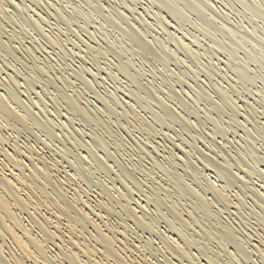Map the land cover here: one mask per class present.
<instances>
[{
	"label": "rangeland",
	"instance_id": "obj_1",
	"mask_svg": "<svg viewBox=\"0 0 264 264\" xmlns=\"http://www.w3.org/2000/svg\"><path fill=\"white\" fill-rule=\"evenodd\" d=\"M2 1L0 0V4H1L0 8L1 7L2 9L4 8L3 10H5V12L11 17L13 23L10 24L0 20V34H1L0 43H5L4 45L6 46L8 45V48L10 49V50L7 49V47L5 49H2V51L0 49V52L2 53L1 55L2 57H0V60L2 59L0 61V67L2 65L1 62H4L7 66L6 67L4 65L5 67L4 66L1 67L5 71L0 68V77H2L0 78V93L4 95H8L9 93H5L4 88L8 85L10 79L12 78L15 79V81H17L18 84L20 83L21 86L20 91L24 92V90L26 89L29 90L30 94L28 96H25L24 94L18 95L19 99L21 98L20 101L22 102L25 101L23 103L25 106L26 105L29 106L31 105L32 102H38L41 99V102L45 104L44 106H45V110L47 111L46 113L49 115L52 114L50 115L51 120H54L55 122L59 121L58 124H62V125L66 124L67 126H71V127L74 126V128L79 130L78 132L80 135L79 137L80 139L83 138L82 141H84V143H86V141L89 143L90 137L98 139V141L100 142H102L105 139V141L102 142L104 144L103 145L104 149L109 151V153H111L112 155H114L113 159L114 161L116 160L115 161L116 163L119 162L118 163L119 165H123V166L126 165V167L131 169L130 166L132 164V161L133 163H135L134 162L135 159L136 160L141 159L144 165L145 164L148 165V166L145 165V167L146 168L148 167L150 171V169L153 170L151 168L152 166H150L152 165L153 159L157 158L156 160L160 161L162 164L164 163V165L166 166L168 176L170 177L162 175V173L158 172L157 170H153L151 173L152 175L154 174V176L152 177V175H150L151 178L146 175L145 178L144 176H140L138 174H136L135 175L136 178H134L135 180H137V183L140 185L142 191H145V193H147L146 195L148 200L151 199L149 201L151 208L156 207V203L153 201L154 200L153 198H156L154 196L155 192L152 191L153 189L151 188L153 187L151 186H154V182L157 181V179L158 182H160L161 180H163V182L166 181L165 183H167V185L169 183L170 184L173 183L171 185L176 189L172 188L170 184H169L170 186L169 185L168 186L174 189V191L185 192L186 188L184 187L187 184H189L190 186L192 185L191 187L199 190L196 187V183L192 182V179L190 180V177H188V175H185L180 169H178L175 166L172 167L166 162L167 161L166 157L168 156L169 151L174 153V155L176 156L178 155V157L184 159H187L186 156H188L186 155V152H192L191 153L192 156L190 155V157L192 158H190L189 160H191V162L194 163L197 162L194 165L192 163V166H194L192 168L197 173V175H199L198 177L201 179L204 178L205 180L209 179L208 181L215 187L222 185L223 181L226 182L227 179L230 180L229 183L233 181L231 184L232 186L230 185L231 187L229 188V190L235 198L240 199L242 202L243 209H241L242 210L241 212L243 214L242 213L239 214H242L244 215V217L247 218V222L249 225L241 226L242 230L245 229V231L241 230L238 232V235L235 240L236 244L233 243L234 244L233 245L232 243L226 242V250H228L229 252L230 251L233 252L234 249H238V251L241 250L239 252L240 254L242 253L241 256L244 259H246L245 264H264V257H262V255L256 251L253 245V243L257 244V242L260 241V239L264 240V188H263L264 178L260 174L261 171H264V82H263L264 79L262 80V78H264L262 77L264 76V72L263 74L260 75L261 79H259L260 78L259 77L256 78L254 82L252 81L253 82V83L251 82L252 84H250L249 81L248 83L247 80L245 81V79H243L244 77L242 76L241 72L239 70L236 71L237 69L235 68V66L237 64H236V60H234L235 57L233 58L229 53L225 51L218 52L219 50L218 51L217 49L215 50L216 47H214L211 41L213 40V34L210 33L206 34V32L204 33L203 30L193 28L192 22H189L192 21L191 19L190 20L179 19L182 22L179 21L177 17L174 18L171 14L165 12V10L161 7V4L156 2V0H38V1L37 0L35 1L34 0H10V1L2 0ZM204 1L206 2L207 6H211V7L213 6L215 8L214 9L215 12L213 11V13L217 15L216 18L220 17V14H222L221 17L218 18V20L216 21L217 23L219 21L220 22L219 24H221V22H224L225 24L233 25L231 24V22L228 21L229 19L231 21H236V22L239 21L238 15L234 13V11L236 10L233 9L234 10L233 11L231 8L226 7L220 0H209V1L207 0L208 2L206 0ZM208 3L211 4L209 5ZM57 8L58 10H56ZM53 10H55L56 12H62L64 17L66 15L65 18L68 17L70 18L71 22L70 20H68L69 19L68 18L67 19L68 22H66V25H64L65 24L64 21L61 20L62 22L61 23L60 20L56 19L57 17L54 16L56 12ZM216 10L218 11L219 14L216 13ZM37 12L40 15H42L41 18L43 17L46 19V21L45 19H43L45 21V23L43 21V25H42L43 31H42V27L41 29L35 27L36 26L34 23L35 19H37L38 16L40 17V15ZM215 14H212L211 12L210 15H215ZM26 17L28 20L26 19ZM226 17L229 19L227 20ZM67 23L70 26L67 28L70 30L66 28V26H68ZM70 23H72V25ZM131 27L132 28L134 27L133 28L134 32ZM37 32H39V34ZM134 33L137 34L135 35ZM260 36H264V35H262L261 30H258L255 37L258 38ZM51 37L53 39L50 40ZM57 37L61 39L58 40ZM55 38L57 39L56 43L58 45L61 44V46L55 44L54 42L56 40ZM183 39L184 40L187 39L188 41H190L193 48L195 50L196 49L198 50L199 54L201 55L200 56L201 60L200 59L197 60L192 56L190 57V55L186 53L184 49L180 50L181 47L180 48L177 47L179 46L178 43L180 44V41ZM5 40L7 42H5ZM60 41L62 43H60ZM31 48L33 50L37 49L38 51L37 57L39 58L38 59L39 61L36 63H33L31 61L27 62L26 58L24 57V51ZM5 50L7 51L9 50V52L7 53V51ZM239 52L241 54L238 55V57H236L237 59H241L242 56H244L243 51H239ZM46 59L49 60L46 61ZM7 60L9 61L7 62ZM45 61L50 62L51 64L50 66L52 68L49 72L50 75L38 71L39 67H41ZM240 62L243 61L240 60ZM35 65H37V67ZM8 66H10V68L14 70L11 69L8 70L9 68ZM252 67L254 68V66ZM36 68H38V70ZM93 71L94 73H92ZM210 71L211 73H209ZM11 75H13L14 77ZM50 77L52 78L50 79ZM59 77H64L66 79L68 78L67 81L69 80L68 82L70 86L68 85L67 86L68 88L67 87L63 88V86L59 84V82L56 80ZM240 77L243 80L240 79ZM46 78L48 79L46 80ZM70 82L72 83V85L70 84ZM3 84L5 85V87H3ZM219 91L222 93H220ZM60 93L62 94V96L60 95ZM64 95L80 96L82 97L83 100H87L86 102L91 103L90 105L100 112L103 121L109 127H111L112 130L115 133H117V135L119 134V136L124 139L125 144H127V148L129 147L130 148L127 151L118 153L117 150L115 149V144L113 143L112 138L107 139L108 138L106 137L107 135H104L99 129L93 127L94 126L93 124L91 123L89 124L88 122L84 121L79 115L75 114L76 117L75 115H72V117H70L72 113L70 112L71 113L70 114L68 112L69 110L66 100H64L65 99ZM116 95L117 97L114 98V96ZM119 100L121 101L123 100L122 101L123 104L126 105H123L122 102ZM117 101L122 105L120 106V104H118ZM114 102L115 104H118V106L115 105ZM130 107H132L131 110L133 109L132 111L134 112L130 110ZM247 109L248 110L252 109L254 113L252 114L247 113L246 111ZM32 110L34 113L38 112L37 109L35 108ZM190 111L192 112V114ZM181 112L182 115L184 114L183 115L185 116L184 118L179 117ZM67 115L71 118V121L67 119L68 118ZM196 116L198 117V119ZM135 118L138 119V121ZM143 119L145 121L147 120L146 122L150 124L151 128L153 129L152 131L154 130L156 131H154L153 133L151 132L152 133L151 134L147 130V128L143 125L142 123L144 122ZM141 120L143 121L141 122ZM182 120L185 121L186 123L189 121L194 125H190L189 122L186 124ZM174 122H178V123H174ZM18 130H20V128ZM18 130H15V133H17L16 131ZM98 130L100 131L99 133ZM20 132H18L17 134L19 135L16 134L17 135L16 136L14 130L2 131V133L5 135H13L19 138L18 139L19 142L21 141L26 144H28L29 142L28 145H30L31 143H32L31 145H33L34 143H36L37 145L36 144L34 145L37 148H39V152L42 153L43 156L49 154V152L52 153L57 151L59 152L57 153L58 155L57 157H59L62 155L61 153L63 151H66L64 145L61 144L58 140L51 139L50 141L47 142L43 136L44 133H42V135L38 133L39 134L38 135L36 134L37 130H34V132L32 131L34 133V136L32 135L31 132H28V130H26L25 132L23 127L21 128ZM57 132L59 133V131ZM101 136L102 138L103 137L104 138L102 139ZM105 142H107L106 143L107 145L105 144ZM165 143H167V145ZM179 143L180 145L183 146V149H180L178 147L180 151L176 148L178 146L177 144ZM57 147L59 149H57ZM60 149H62V151H60ZM245 149L249 150L247 151V153H249V155L251 156H249L247 153L244 154L245 153L244 151H246ZM84 151L87 150L84 149ZM165 151L167 152L165 153ZM232 154L233 155L235 154V159ZM238 155L241 156L242 158H239ZM37 156H35V158H37ZM211 157H213V159ZM208 158L211 159L209 160ZM66 159L69 160L71 158L69 157V159L68 158ZM66 159L63 160V165L64 167H70L69 165H71V163ZM108 161L109 164L111 163V165L116 164L115 162L112 163L113 161L111 162L109 158ZM236 161H238V164ZM38 163H40V161ZM239 163L242 165H240ZM246 163L247 166L245 165ZM214 164H216V167L214 166ZM249 167L255 173L251 171ZM117 168L118 167H115L114 170L115 173L110 172L109 174L107 173L101 174L102 175L101 178L103 179L105 178L104 179L105 183L106 184L109 183L108 185L112 187L114 186L115 190L118 191L120 189L119 192L121 191L123 193L124 192L126 193L127 189L129 188L126 189L122 181L119 180L118 175L116 173ZM53 170L57 171V169L52 168L50 172L52 173ZM176 173L178 174L183 173V174H181L182 176L178 178L174 176L176 175ZM56 174L58 176L62 175V173H57V172H55V174L53 175ZM232 176L234 177L232 178ZM62 177L63 175L61 176V178ZM175 182L178 184H176ZM244 182L245 183L248 182V183L245 184ZM133 183L130 184L129 186L130 187L133 186L134 185ZM214 183L216 185H214ZM90 185L92 191L90 195L91 198H93V196L95 195L97 196L98 192L101 193V189L95 186V184H90ZM251 187L252 188L254 187L255 189L254 188L252 189ZM71 188L73 187H70L68 189L70 190V192L73 193ZM121 192L119 194H122ZM182 194L177 196V198L174 197V199L181 200L182 204L186 203L187 205L186 204L184 205L188 209L196 212L201 219L206 217L202 221L203 222L205 221L204 224L207 225L212 230L214 229L215 232H219L218 231L219 229L221 231L225 230L224 223H222V221L218 217L214 216V214H211L209 216H204L201 213L199 215L200 212L195 205V200H193L191 196L187 195V193L185 194L182 193ZM206 194H207L206 195L207 198L213 199V196L210 192H206ZM107 197L108 196L106 195L99 196V198H103V200L105 201L107 200ZM160 198L162 200L163 199L165 200L164 197H160ZM145 199L146 198H144V200ZM224 207L225 206H223V208L221 207L222 212L224 213L223 214L224 218L232 219V221L234 222L236 220L237 221L239 220V217H237V215L239 214L233 208H226V207L224 208ZM158 209L163 211V213L165 214L168 213L166 206L163 205L162 203L159 205ZM234 211L236 214L234 213ZM113 218L115 219L116 216L111 215L110 220L112 219V221H115L116 219L114 220ZM237 223L239 224V222ZM163 226L164 225L160 226L161 230L163 229ZM243 226L246 228H244ZM145 235L148 237L150 236L148 233ZM193 237L194 239H196L198 243H201L206 253L209 252L207 253L208 256L216 260L220 259L219 262L223 261V258L220 255L219 250L217 249L215 244L212 245L204 242L199 236H197V234H193ZM243 239L246 240L247 245L244 242L245 240ZM242 242H244L243 245L241 244ZM186 264L188 263L186 262Z\"/></svg>",
	"mask_w": 264,
	"mask_h": 264
},
{
	"label": "bare ground",
	"instance_id": "obj_2",
	"mask_svg": "<svg viewBox=\"0 0 264 264\" xmlns=\"http://www.w3.org/2000/svg\"><path fill=\"white\" fill-rule=\"evenodd\" d=\"M220 1L226 7H229L232 10L233 9L236 10V11H234V10L233 11H234V13H236L238 15L239 21H237V22L231 21L229 18H227L229 16H227L226 19L227 20L229 19L228 21L231 22V24H233V25L225 24L224 22H221V24H219L220 23L219 21L217 23L216 21L218 20V18L221 17L222 14H220V17L216 18L217 15L215 13H213V11L215 12V10H214L215 8L213 6L212 7L207 6V4L204 0H156V2L161 4V7L165 10V12H167L168 14H171L174 18L177 17L178 20L179 19H183V20H190L191 19L192 21H189V22H192L193 28L203 30L204 33L206 32V34L207 33L213 34V40H211V41H212V44L214 45V47H216L215 50L216 49H217V51L219 50L218 52L225 51V52L229 53L233 58L235 57L234 60H236V64L239 65V66L236 65L237 67L235 66V68L237 69V70L236 69L235 70L236 71L239 70L244 78L242 76L241 77L243 79H245V81L247 80V82L249 81L250 84H252L254 82V80L256 78H259L260 75L263 74V72H264V36H260L258 38L255 37L258 30H261L262 35H264V0H220ZM121 4H123V3H121ZM3 9H2V7L0 8V18H1L0 20L12 24L13 20ZM56 10H58V8ZM217 10H216V13L219 14ZM53 11H55V10H53ZM211 12H212V14H215V15H210ZM38 14H37V16H38ZM223 15H225V14H223ZM41 16L42 15H40V17L38 16V18L35 19V22H34L36 25V26L35 25L34 26L38 27L40 29L43 25V21H44L43 19H45L43 17L41 18ZM54 16L57 17L56 19L60 20V22H61V20L64 21V23H65L64 25H66V22H68V20H70L69 17H68L69 19L65 18L66 15L64 17L62 12H56ZM211 16H213V17H211ZM35 18H36V16H35ZM26 19H27V17H26ZM222 19H223V17H222ZM224 19H225V17H224ZM45 21H46V19H45ZM45 21H44V23H45ZM179 21H181V20H179ZM70 22H71V20H70ZM70 24L72 25V23H70ZM248 26H250V27H248ZM67 27H70L69 24H68V26H66V28ZM68 30H70V29H68ZM42 31H43V27H42ZM44 32H45V30H44ZM133 32H134V29H133ZM135 32H136V30H135ZM37 33L39 34V32H37ZM92 36H94V35H92ZM5 38H7V37H5ZM139 38H140V36H139ZM51 39H53V38L51 37L50 40ZM57 39L60 40L61 38L59 39L57 37ZM57 39L54 41L55 44H57L56 43ZM137 41H138V39H137ZM5 42H7V41L5 40ZM60 43H62V42L60 41ZM136 43H138V42H136ZM4 44L5 43H0L1 51H2V49H5L6 47H7V49H9L8 45L6 46ZM49 44H51V43H49ZM59 45L61 46V44H59ZM74 45H76V44H74ZM178 45L179 46H177V47H179V48L181 47L180 50L184 49L185 52L190 55V57L192 56V57L196 58L197 60L200 59L201 55L199 54L198 50L197 49L195 50L193 48V46L191 45V42L188 41L187 39L181 40L180 44L178 43ZM14 48H16V47H14ZM9 50L8 51L5 50V51H7V53H8ZM141 50H143V49H141ZM239 51L244 52V56H242L241 59L236 58V57H238V55L241 54ZM37 52H38L37 49L33 50L32 48L25 50L24 51V57L26 58L27 62L28 61H31L33 63L38 62L39 58L37 57ZM116 54H119V53H116ZM214 54H215V52H214ZM1 55H2V53L0 52V57H2ZM100 55H102V54H100ZM45 57H46V55H45ZM47 60H49V59H46V61ZM240 60H242L243 62H240ZM8 61L9 60H7V62ZM46 61L42 64L41 67H39V70H38V68H36V69L38 71H40L41 73L49 74L52 67L50 66L51 65L50 62H46ZM3 63L4 62H1V64H2L1 67L4 65L6 66V64L5 63L3 64ZM198 65H196V66H198ZM250 65L254 66V68ZM35 66L37 67V65H35ZM194 66H195V64H194ZM8 67H9L8 70L11 69L10 66H8ZM199 68H201V67H199ZM1 69H3V68H1ZM3 70H2V72H3ZM11 70H14V69H11ZM240 72H239V74H240ZM92 73H94V71ZM209 73H211V71ZM217 73H219V72H217ZM215 74H213V75H215ZM7 75H6V77H7ZM213 75H211V76H213ZM11 76H13V75H11ZM59 76H61V75H59ZM241 77H240V79H242ZM262 77H264V76H262ZM0 78H2V77H0ZM51 78L52 77H50V79ZM47 79L48 78H46V80ZM67 79L64 77H59L56 80L59 82V84H61L63 86V88L64 87L66 88L69 85V82H68L69 80L67 81ZM259 79H261V77ZM263 79L264 78H262V80ZM7 82H8V80H7ZM263 82H264V80H263ZM4 84H3V87H5ZM70 84L72 85L71 82H70ZM33 85H35V84H33ZM218 87H219V85H218ZM71 88H72V86H71ZM20 89H21L20 83L18 84V82L12 78V79H10L8 85L4 88L5 93H9V94L4 95V94L0 93V131H1L0 132V264H186V262L188 264H245L246 259H244L241 256L242 253L240 254V252H239L241 250L238 251V249H234L233 252H231V251L229 252L228 250H226V242L236 244L235 240H236V237L238 235V232L242 230L241 226L242 225H244V226L249 225L247 222V218L244 217V215H242L243 213L241 212L242 211L241 209H243L241 200L238 198H235L229 190V188L232 186L231 184L233 181H231V183H229L230 180L227 179L226 182L223 181L222 185L215 187L208 181L209 179L205 180L204 178H202V179L199 178L198 177L199 175H197V173L193 170L192 167H194V166H192V163L194 165L197 162L194 163V162H191V160H189L190 158H192V157H190L192 152L184 151V152H186V155H188V156H186L187 159H184V158L178 157V155L177 156L174 155V153L169 151L168 156L166 157V159H167L166 162L170 166H172V167L175 166L178 169H180L185 175H188V177H190V180L192 179V182L196 183V187L199 190L191 187L192 185L190 186L189 184H187V185L184 184L185 185L184 188H186L185 192L174 191V189H172V188H175V187H172V185H171L173 183H171V184L169 183L172 187V188H170L169 187L170 185L168 184L169 185L168 186L167 183H165L166 181L163 182V180L160 179L161 181L158 182V179H157V181L154 182V186H151V187H153V188H151V189H153L152 191L155 192L154 196L156 198H153L154 200L153 199L152 200L156 203V207L151 208L150 202H149L151 199L149 198L150 200H148L147 195H146L147 193H145V191H142L140 185L137 183V180H135L134 178H136L135 177L136 174H138L140 176H144V177H145V175L150 177V175H152L151 172L153 170H157L158 172L162 173V175L168 176L166 166L164 165V163L162 164L160 161L156 160L157 159L156 157H155L156 159L152 158L153 159L152 165H150V162H149V165L152 166L151 168L153 170L150 169V171H149L148 167L147 168L145 167L146 164L144 165L143 162L141 161V159H138V160L135 159V161H134L135 163H133L132 160H129V161H132V164L130 166L131 169L126 167V165L125 166L119 165L118 164L119 162L116 163L115 162L116 160L114 161V159H113L114 155H112L111 153H109V151L104 149V146H103L104 144L102 142L105 141V139L102 142H100V141H98V139L90 137L89 138L90 142L88 143L86 141V143H88V144L84 143V141H82L83 138L80 139V137H79L80 136L78 133L79 130L74 128V126L71 127V126H67L66 124H63V125L58 124L59 121L55 122L54 120H51L50 115H52V114L49 115L46 113L47 111L45 110V106H44L45 104L43 102H41V99L38 102H32L31 105H29V106H27V105L25 106L23 104L25 101L24 102L20 101L21 98L19 99L18 95L24 94L25 96H28L30 93H29L28 89L24 90V92L20 91ZM30 91H31V89H30ZM60 91H62V90H60ZM115 92H114V94H115ZM220 93H222V92H220ZM60 95L62 96L61 93H60ZM44 97H46V96H44ZM64 97H65L64 100H66V103L68 106V110H69L68 112L72 113V114L70 113L71 114L70 117H72V115L77 114L84 121L88 122L89 124L90 123L93 124L94 125L93 127L99 129L104 135H107L106 136V137H108L107 139L112 138L113 143L115 144V149L117 150L118 153L119 152L122 153L123 151H127L130 148V147L127 148V144H125L124 139L122 137H120L119 134L117 135V133H115L112 130V128L109 127L103 121L100 112L97 109H95L94 107H92L90 105L91 103L86 102L87 100H83L82 97L76 96V95L75 96L64 95ZM112 97H113V94H112ZM115 97H117V95L114 96V98ZM130 98H131V96H130ZM119 99H121V98H119ZM119 101H121V100H119ZM144 102H146V101H144ZM62 103H63V101H62ZM117 103L120 104L118 101H117ZM114 104H115V102H114ZM118 104H115V105L118 106ZM122 104H123V102H122ZM122 104H120V106ZM123 105H126V104H123ZM146 105H147V103H146ZM127 107H128V105H127ZM134 107H135V105H134ZM34 108L37 109V111H38L37 113L33 112L32 109H34ZM131 108L132 107H130V110H131ZM167 108H168V106H167ZM252 109H249V110L247 109L246 110L247 113H250V114L254 113L253 112L254 109L253 110ZM170 110H171V108H170ZM132 112H134V111H132ZM191 114H192V112H191ZM68 115H67V117H68L67 119H69L71 121V118ZM183 115L181 112L179 117L184 118L185 116H183ZM75 117H76V115H75ZM197 119H198V117H197ZM57 120H59V119H57ZM136 120L138 121V119H136ZM143 120H141V122ZM146 121L144 120V122H142V123L147 128V130L150 133L151 132L153 133L154 131H156V130L152 131L153 129L151 128L150 124ZM183 122L186 123L185 121H183ZM174 123H178V122H174ZM189 124L194 125L193 123H190V122H189ZM22 127L24 128L25 132H26V130H28V132H31L33 136H34V133H33L34 130H37L36 134L39 133L42 135V133H44L43 136L47 142L50 141L51 139L52 140H58L61 144L64 145L66 151H63L61 153L62 155L59 157H57L58 156L57 153H59L57 151L52 152V153L49 152V154H46L45 156H43V154L39 152V148H37L34 145L36 143H34L33 145H31L32 143L30 145H28L29 142H28V144L21 142V141L19 142L18 141L19 138L15 137L13 135H5L2 133V131H8V130H14V133H15V130H18L19 128L21 130ZM189 129H187V130H189ZM20 130H18L16 132L18 133V132H20ZM99 130H98V133L100 132ZM57 131H59V133ZM17 133H15V135ZM17 135H19V134H17ZM156 135H157V133H156ZM157 137H159V136H157ZM162 137H163V135H162ZM192 137H193V135H192ZM26 138H28V137H26ZM101 138H102V136H101ZM229 141H231V140H229ZM229 141H228V143H229ZM40 142H41V139H40ZM106 143L107 142H105V144ZM165 144L167 145V143H165ZM49 145H51V144H49ZM49 145H47V146H49ZM177 145L178 146L176 148L179 151H180V149H183V146L180 145V143ZM155 147H157V146H155ZM53 149H55V148H53ZM57 149H59V148L57 147ZM62 149H60V151H62ZM84 149H86L87 151H84ZM164 149H162V150H164ZM245 150L246 151H244L245 152L244 154H246L247 151H249L247 149H245ZM166 152L167 151H165V153ZM149 154H151V153H149ZM247 154L249 155V153H247ZM35 156H37V158L38 157L39 158L37 159V158H35ZM249 156H251V155H249ZM69 157L71 159H69ZM233 157L235 159V154L233 155ZM66 158H68L69 160H67ZM108 158L111 160V162L113 161L112 163L115 162L117 165L116 164L111 165V163L109 164ZM211 158L213 159V157H211ZM239 158H242V157L239 156ZM64 159H66L67 161H69L71 163V165H69L70 167H64V165H63ZM39 161H40V163H38ZM117 161H119V160H117ZM236 162L238 164V161H236ZM209 165H210V162H209ZM240 165H242V164H240ZM245 165L247 166V163ZM146 166H148V165H146ZM214 166L216 167V164H214ZM115 167H118L116 173L118 175L119 180L122 181V183L124 184L126 189L129 188V189H127L126 193L125 192L123 193L120 191L122 194H119L120 189L118 191L115 190L114 186L112 187V186L108 185L109 183L108 184L105 183V181H104L105 178L104 179L101 178V176H102L101 174H104V173L109 174L110 172L115 173V171H114ZM52 168L57 169V171L53 170L54 173L53 172L51 173L50 170ZM250 170L253 171L251 168H250ZM55 172L62 173L63 177L61 178L62 175H60V176H58L57 174H56L57 176L53 175V174H55ZM183 173H181V174H183ZM247 173H249V172H247ZM257 173H258V170H257ZM181 174L176 173V175H174V176L180 178V176H182ZM249 174H251V173H249ZM260 174L264 178V171H261ZM153 176H154V174L152 175V177ZM168 177H170V176H168ZM233 177L234 176H232V178ZM248 177H250V176H248ZM226 178H228V177H226ZM181 179H182V177H181ZM235 179H236V177H235ZM240 180H241V178H240ZM110 181H112V180H110ZM152 181H153V179H152ZM133 182H135V183H133ZM132 183L134 185L130 187L129 185ZM247 183H245V184H247ZM90 184H95V186H97L99 189H101V193H99V192L97 193L98 197L95 195V196H93V198H91L90 195H91L92 191H91V187H90L91 185ZM176 184H178V183H176ZM214 185H216V184L214 183ZM70 187H73V188H71L73 193L70 192V190L68 189ZM122 188H123V186H122ZM178 192L180 194L187 193V195L191 196L192 199L195 200V205L200 212L199 215L201 213L204 216H209L211 214H214V216L218 217L222 221V223H224V229L225 230L221 231L219 229L218 230L219 232H215L214 229L212 230L207 225H205L204 224L205 221L203 222L202 220L206 217L203 216L204 218L201 219L197 215L196 212L188 209L184 205L186 203L182 204L181 200H179V199L175 200L174 199V197L177 198V196L180 195ZM206 192H210L213 196V199L207 198ZM98 194H101V195H98ZM92 195H93V193H92ZM103 195L108 196L106 201L103 200L104 197L99 198V196H103ZM160 197H164L165 200L164 199L162 200ZM144 198H146V199L144 200ZM262 199H263V197H262ZM161 203L166 206V208L168 210L167 214L163 213V211L158 209V207ZM220 206L222 208H223V206H225L226 208H233L238 214L242 213V214L237 215V217H239L238 221L236 219H234L237 222H239V224L236 221L235 222L232 221V219L224 218V216H223L224 213L222 212V209ZM235 211H234V213H235ZM111 215L116 216V218H115L116 220L113 218L115 221H112V219L110 220ZM161 225H164L162 230L160 229ZM219 228H221V227H219ZM244 228H246V227H244ZM247 228H248V226H247ZM242 231H245V229ZM256 232H257V230H256ZM147 233L150 235L149 237L145 235ZM193 234H197V236H199L206 243H209L212 245L215 244L217 249L219 250L220 255L223 258V261L221 260L222 262H219L220 259L216 260V259L208 256L207 253H209V252L206 253V251L204 250V247H202L201 243H198L196 241V239H194ZM152 236L155 238H153ZM243 240H245V239H243ZM244 242L246 243V240ZM244 242H242L241 244L243 245ZM246 245H247V243H246ZM253 245H254V248L256 249V251L259 252L262 255V257H264V240L260 239V241H258L257 244L253 243Z\"/></svg>",
	"mask_w": 264,
	"mask_h": 264
}]
</instances>
